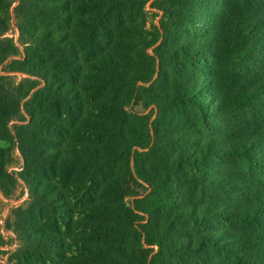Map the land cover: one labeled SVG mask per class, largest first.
I'll use <instances>...</instances> for the list:
<instances>
[{"label": "trees", "instance_id": "16d2710c", "mask_svg": "<svg viewBox=\"0 0 264 264\" xmlns=\"http://www.w3.org/2000/svg\"><path fill=\"white\" fill-rule=\"evenodd\" d=\"M15 1L0 0V65L27 77L0 78V190L14 195L17 148L28 200L6 221L16 248H1L0 230V264H148L144 245L155 244L150 264H264V0H217L193 47L178 40L209 0H168L156 54L149 0ZM156 56L173 81L155 91L161 72L143 84ZM133 100L157 105L154 134L128 110ZM163 126L216 136L185 138L192 152L163 150L155 170L153 154L179 142ZM139 179L151 188L143 198Z\"/></svg>", "mask_w": 264, "mask_h": 264}, {"label": "rangeland", "instance_id": "374dc122", "mask_svg": "<svg viewBox=\"0 0 264 264\" xmlns=\"http://www.w3.org/2000/svg\"><path fill=\"white\" fill-rule=\"evenodd\" d=\"M212 1V2H210ZM217 3V0H209V3H198L199 5H195V7L197 9L200 10V13L195 15L194 18H196V24L194 25H190V30H186L185 33H182L183 36L179 38L178 41H182L184 40L185 45H189L191 47H193V45L195 44L197 38H199L201 35L205 34L208 32V27L209 26V22H211V15L215 12V10H217L214 5ZM17 4V0L14 2L13 6ZM169 4L168 0H149L146 4V11H147V26L148 28L151 30L152 32V36L153 38L156 37L157 41L148 48V52L150 54H156L155 52V47L158 46L160 43H162V41L164 40V29H163V21H162V17L164 14V7L167 6ZM10 14L12 17V22H13V12L12 10H10ZM198 30V31H197ZM201 30V31H200ZM198 32V33H197ZM202 33V34H201ZM9 36L14 37L15 40H17L18 38V30L15 27V25H12V29L9 31L8 33ZM194 40V41H192ZM176 40H173V43L176 45L177 42H175ZM21 50L23 51V48L21 47ZM263 56V62H264V53L261 54ZM5 64L6 62H4L3 64L0 65V78L6 80V77H10L15 83H19L20 81H22L25 77H27L26 74L21 73V72H16V71H11L8 72L5 70ZM264 65V64H263ZM222 68V67H221ZM246 69H244V75H247L248 77L251 76V74H249L247 72V67H245ZM264 68V66H263ZM159 72L162 73V76L160 77L159 81L157 82V84L155 86H153V89L156 90H162L165 89L166 87H168L170 80L173 81L172 78V71L170 69V67L166 64L161 62L160 58L158 56H156V73L153 76V79L148 82V83H140L143 84L145 87H149L151 86V84L158 78ZM197 76H199V78H202V74H197ZM261 77H264V75H261ZM9 80V78H8ZM200 80V79H199ZM27 84V83H25ZM43 83H40L38 87L42 86ZM204 88H200V92L203 90ZM202 99L204 100L205 103H210L209 100L214 101L213 98V94H210L209 89L207 88V93H204L203 95H201ZM187 110H183L182 113H186L187 115L190 116L191 120L195 122V120H197V114L196 112L192 109V108H186ZM128 110L131 112H136L142 116H147L149 118V124L151 127V133L154 134L153 131V126L152 123L153 121L157 118L158 115V108L157 105L155 103H151L149 104L147 107L145 106V103L140 102L139 104H136L135 101L133 100L129 106H128ZM217 114V112H216ZM177 115V114H176ZM179 116V115H178ZM13 123H16V121H13ZM217 129L219 132H221L223 126L219 123H217L216 125ZM162 129L167 133V135H169L170 137H172L171 135H175V139L177 142L176 146L173 145V147H167L164 144V147L158 151L156 153V155L153 154L152 156V161H153V166H155L156 168H154L155 170H160V168L157 166V163L155 161V159L160 158L162 159L163 154H166L165 151L167 152V156L171 157L172 154H176L179 152V150H185V151H194L197 148V143L194 145H184V141L187 140L185 138H189L192 137L193 140H206V139H201L202 137L204 138H208L209 136H216L215 134H209L207 132L203 133L202 135H197V134H189V132L184 131V130H180V129H176L173 130L171 128H167L165 126L162 127ZM225 139V137L221 136L220 139ZM4 145V144H2ZM153 145V142L151 143L150 146ZM149 148H147L146 150H148ZM140 150H144V149H140ZM165 150V151H163ZM12 156H13V161H11V163L8 165V173H12L14 175V177L17 178V184L15 185V190H14V195L10 198L5 197L2 193V191L0 190V230L2 233V240H4L5 242H7V244L3 247H1L4 250H13L14 248H16L17 246V239H16V235L13 232V230L11 229H7L6 228V221L10 215V212L12 210V208L23 205L26 203V201L28 200V188L27 186L24 184V182L21 180V178L19 177L18 173L23 169V158L19 152V150L17 148L14 149V151H12ZM226 164H222V166H226V170H235L236 168L238 169H242L243 170V166L238 164V163H231V162H225ZM186 172H189V174H193L194 172H196L193 168H188L185 169ZM185 172V171H184ZM135 176L136 173H135ZM139 181L147 188L141 195H137V198H143L145 197L150 191L151 188L149 187L148 183H146L145 181H143L142 179H139ZM235 205L239 204V202H235ZM241 206L245 203H240ZM141 215L145 216V219L142 220V222L147 223L149 221V215L145 214L144 212H139ZM212 225H213V231L214 232H219L224 230L225 226L220 225L216 222H214L212 220ZM210 229H205V228H201V229H194L192 230L193 233H199L201 231H209ZM228 231V230H227ZM145 248H148V264L151 263L152 257L156 256L158 251H159V246L157 244L155 245H144ZM181 251V250H179ZM4 258V260L2 262H5L6 260V256L2 257ZM159 262L155 260V264H158Z\"/></svg>", "mask_w": 264, "mask_h": 264}]
</instances>
